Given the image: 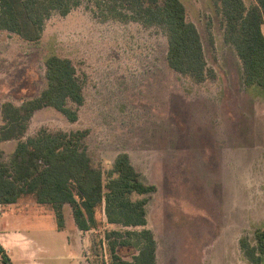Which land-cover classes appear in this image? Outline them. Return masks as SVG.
<instances>
[{
    "label": "rangeland",
    "instance_id": "1",
    "mask_svg": "<svg viewBox=\"0 0 264 264\" xmlns=\"http://www.w3.org/2000/svg\"><path fill=\"white\" fill-rule=\"evenodd\" d=\"M213 1L182 0L215 72L200 84L169 66L161 27L114 18L107 1L81 0L67 16L54 14L39 42L0 30V126L3 103L21 104L47 87L49 56L71 59L84 81V105L70 104L78 120L46 107L34 114L25 137L41 129L88 131L85 149L104 178L116 157L128 153L141 180L157 187L147 204L157 264H251L240 240L256 245L257 231L264 230V91L244 84ZM17 144L0 143L5 160ZM32 200L24 197L8 212L17 228L48 247L46 264L106 259L99 241L119 226L105 222L81 232L66 224L60 231L55 214L37 211H54L51 206L35 208ZM134 253L120 249L126 259Z\"/></svg>",
    "mask_w": 264,
    "mask_h": 264
},
{
    "label": "trees",
    "instance_id": "2",
    "mask_svg": "<svg viewBox=\"0 0 264 264\" xmlns=\"http://www.w3.org/2000/svg\"><path fill=\"white\" fill-rule=\"evenodd\" d=\"M106 1L114 18L163 29L168 40L167 60L173 70L198 84L215 77L208 67L201 34L187 19L182 0ZM213 2L224 19L225 43L234 48L242 64L244 84L264 91V0H255L251 6L244 0ZM80 4L81 0H0V30L39 42L54 14L67 16ZM45 67L47 87L38 96L21 104L7 101L2 105L0 143L14 140L18 144L8 160L0 149V205H13L31 196L37 204L52 207L59 230L66 227V207L82 232L96 230L105 222L119 226L99 241L100 246H106V259L90 264H157L158 243L147 227L148 195L157 187L141 180L128 153L116 157L104 178L101 170L92 167L85 149L88 131L53 134L41 129L25 137L37 111L52 107L76 122L78 110L70 104L85 103L84 81L71 59L52 55ZM256 240L252 245L242 238L240 246L251 264H262L264 230L257 231ZM97 244L92 247L95 253ZM127 248L135 250L130 259L120 254V249ZM0 255L5 264H13L1 244Z\"/></svg>",
    "mask_w": 264,
    "mask_h": 264
},
{
    "label": "crops",
    "instance_id": "3",
    "mask_svg": "<svg viewBox=\"0 0 264 264\" xmlns=\"http://www.w3.org/2000/svg\"><path fill=\"white\" fill-rule=\"evenodd\" d=\"M32 201H33L32 206L38 208L39 204H37L34 200ZM21 202L22 201L20 200L18 203L9 206L0 205V244L6 250L13 264H46L44 262L45 261L44 257L46 254H48L47 253L48 247L44 245L43 246L39 245V243L36 240L31 238L23 230L17 228L14 225L16 220L11 219V216L9 215L8 207L11 208L13 206H19ZM37 211H40L41 215L49 212H51L52 216H54L55 214L54 211H43L41 209H37ZM65 215H66L65 218H66L67 228H69L70 225L76 226L74 225L75 222L72 216V212H70V209H68V207L65 208ZM149 224L150 223L148 220V225ZM151 229L153 230V228ZM158 252L159 251H157V260H158Z\"/></svg>",
    "mask_w": 264,
    "mask_h": 264
}]
</instances>
